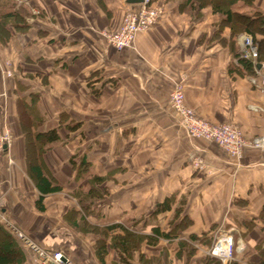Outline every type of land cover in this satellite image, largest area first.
Masks as SVG:
<instances>
[{
  "label": "crops",
  "instance_id": "obj_1",
  "mask_svg": "<svg viewBox=\"0 0 264 264\" xmlns=\"http://www.w3.org/2000/svg\"><path fill=\"white\" fill-rule=\"evenodd\" d=\"M183 1L159 0L164 15L137 35L134 49L123 51L100 33L119 30L132 8L128 0H30L31 16L24 15L29 27L20 30L9 21L0 35V131L13 135L12 144L0 149L2 223L73 264H203L217 233L229 230L244 246L232 262L261 263L264 149L248 148L238 160L215 143L190 137L170 95L183 81L186 102L200 117L235 124L248 139L264 137V55L246 68L235 55L243 51L240 37L250 34L233 37L211 7L196 16L181 10ZM1 3L5 12L6 1ZM232 9L264 15V0H238ZM256 38L264 50V34ZM29 115L42 121L37 129L31 125L32 138L57 129L62 139L41 159L63 189L46 197L45 213L35 207L41 194L30 171ZM66 121L80 127L69 131L61 127ZM196 157L204 169L194 168ZM97 178L103 179L97 187L103 200L94 207L103 209L106 227L120 224L141 239L129 257L109 239L100 262L97 238L74 227L86 218L74 198L71 217L79 219H65V196L79 195L85 184L90 190ZM167 198L172 211L155 214ZM178 206L183 211L176 216ZM92 218L86 222L98 226ZM116 234L124 231L111 238Z\"/></svg>",
  "mask_w": 264,
  "mask_h": 264
},
{
  "label": "trees",
  "instance_id": "obj_2",
  "mask_svg": "<svg viewBox=\"0 0 264 264\" xmlns=\"http://www.w3.org/2000/svg\"><path fill=\"white\" fill-rule=\"evenodd\" d=\"M6 1V4L3 6L5 8V12L2 10V3ZM238 0H184L180 7L181 10H189L193 15L196 16L199 12L207 8L208 6L212 8L213 14L217 15L221 18V20L230 27L232 36H237L239 33L245 32L252 35L257 41L256 34L262 33L264 34V15L261 12H256L254 15H242L236 13L232 9V5ZM245 1L246 3H252L253 0H240ZM153 5H157L159 0H151ZM7 5V7H6ZM9 6V7H8ZM8 8V10H7ZM10 10V11H9ZM29 10L24 3L19 4L17 0H0V35L5 36V28L6 25L9 24V21L14 19L13 24L18 27L20 30H25L28 28V24L26 23V16H31L28 14ZM26 13V16H24ZM259 45V61L262 59V53L264 55V50H262L261 42H257ZM242 54H236L235 57L240 59L239 62L242 63L246 68L252 69L254 65L246 59L241 58ZM29 124L27 127L31 128V125L34 124L35 128L41 125L42 121H32L31 115L28 117ZM32 126V127H34ZM61 127H66L69 131L76 130L80 127V124H74L73 122H63L61 123ZM25 129V133L27 134V142L29 147V153L32 157V167H30V171L36 181V187L39 193L41 194L37 201L35 202V207L38 212L45 213L46 206L45 200L49 195L57 194L62 192V187L55 185L53 180L47 175L44 170L43 165L41 163L42 155L51 150L55 145H58L62 142L61 136L57 129L48 131L47 133L36 132L31 137L30 130L27 131ZM82 165V163H81ZM84 165V164H83ZM85 166V165H84ZM81 169V168H80ZM81 171H84L81 169ZM82 173V172H81ZM86 173V171H85ZM99 179V180H98ZM102 178H97L96 185L92 186L90 190L84 192L83 194H79L81 197L79 198V204L83 211H89V207L94 204L95 200L99 198L100 191L98 190V186L102 183ZM90 201L89 203H87ZM173 199L167 198L164 202H162L159 207L156 209L155 214L167 213L171 212L173 209ZM183 209L178 206L175 210V215L179 216L182 213ZM259 219L264 224V207ZM77 229H84L85 232L90 234H96L97 229L95 226H88L86 223V218H81L79 223L75 224ZM86 228V229H85ZM118 230L124 231V236L115 235L112 238V234L117 232ZM100 233H104V236L99 238L97 237L95 243V249L97 252V256L100 262H103L104 257L107 255V240L112 239V246L116 249L120 256L129 257L134 248H137V245L141 241L140 237L130 234L122 225L114 224L106 227V229L99 230ZM98 233V232H97ZM155 234L159 237L170 238L169 235L163 234L160 230H156ZM110 235V236H109ZM150 241L154 240L153 238H148ZM119 245V246H118ZM121 247V248H120ZM193 249V248H192ZM195 250H188L190 254ZM55 252V251H54ZM261 263L264 264V248L261 249ZM203 264H221V262L215 258H212L208 255L203 259ZM0 264H34L33 263V253L30 249H28L22 242L17 238L15 232L10 229L6 224L0 221ZM229 264H238L237 262H231Z\"/></svg>",
  "mask_w": 264,
  "mask_h": 264
},
{
  "label": "built area",
  "instance_id": "obj_3",
  "mask_svg": "<svg viewBox=\"0 0 264 264\" xmlns=\"http://www.w3.org/2000/svg\"><path fill=\"white\" fill-rule=\"evenodd\" d=\"M17 1L20 4H29L30 2V0ZM33 13L38 14L37 10H33ZM163 15V6L153 5L151 0H144L141 4L132 5V8L125 13L119 30H105L100 34L102 39L117 51L134 49L137 35L155 26ZM240 42L243 47L241 58L246 60L251 58L256 61L259 56V47L252 36L242 35ZM262 68L264 69V65ZM185 91L184 82H176L170 95V106L179 118L181 127L190 137L215 143L229 156L238 160L242 159L248 148L264 149V137L248 139L243 130L235 124H213L200 117L187 104ZM262 92L264 102V76L262 79ZM12 142L13 135L10 131H0V149L10 146ZM193 166L195 169L202 170L206 165L201 157H196ZM0 217L4 218L2 215ZM6 222L15 232L17 238L32 251L34 264H73L62 252H54L41 247L8 221ZM243 250V244L237 241L233 230H229L217 233L211 248L207 251V255L219 260L221 264H228Z\"/></svg>",
  "mask_w": 264,
  "mask_h": 264
},
{
  "label": "rangeland",
  "instance_id": "obj_4",
  "mask_svg": "<svg viewBox=\"0 0 264 264\" xmlns=\"http://www.w3.org/2000/svg\"><path fill=\"white\" fill-rule=\"evenodd\" d=\"M20 4V3H19ZM205 120H207V119H205ZM82 179V178H81ZM83 188H85L84 190H81L80 191V194H83L84 192H86V190H88L87 188V184H85L84 186H83ZM65 197H67L66 199H65V204H63L62 205V208H65V210L67 211V210H70L69 211V213H66V216H65V219H68V220H71V221H77L79 218H77V217H71V208H72V206H71V204L72 205H74L76 202H77V204L79 205V207H80V204H79V198L81 197L80 195H77V196H73V195H69V196H65ZM72 198H74V199H76V202H74L73 200H71ZM102 200H103V192L102 191H100V193H99V198H97L96 200H95V202H94V204L93 205H91L90 207H89V211H83V213H84V215H85V217L86 218H88V217H95V219H96V222H97V224H98V226H95L96 228H98L97 229V232H96V234H93V236H94V238H99V236H101V237H103L104 236V233H100L99 232V230H102V229H106V225L108 224V221L107 220H105V218L104 217H102V212H103V209L102 208H99V206L98 207H94V205H95V203H96V206L97 205H100V207H101V205H102ZM90 201H88L87 203H89ZM57 208L59 209V205L57 206ZM81 208V207H80ZM54 211V210H53ZM65 211V212H66ZM92 218V220L91 221H93V222H95V220ZM90 219V218H89ZM87 223V225L88 226H92L90 223H88V222H86ZM86 229V228H85ZM92 236V235H91ZM110 236V235H109ZM111 237V236H110ZM68 238L65 236V240H67ZM22 244H23V242H22ZM24 245V244H23ZM134 250H135V248H134ZM32 252V251H31ZM241 253H239L238 255H240ZM238 255L236 256V258L238 257ZM235 258V259H236ZM232 261H234V260H232ZM232 261H230L229 263H231Z\"/></svg>",
  "mask_w": 264,
  "mask_h": 264
},
{
  "label": "water",
  "instance_id": "obj_5",
  "mask_svg": "<svg viewBox=\"0 0 264 264\" xmlns=\"http://www.w3.org/2000/svg\"><path fill=\"white\" fill-rule=\"evenodd\" d=\"M143 2H144V0H128V4H130V5H138V4H141ZM249 60L251 62H254V60L251 58ZM258 67L260 68V66H258ZM4 149H7V147L5 146Z\"/></svg>",
  "mask_w": 264,
  "mask_h": 264
}]
</instances>
